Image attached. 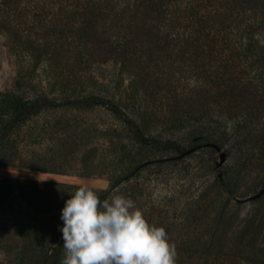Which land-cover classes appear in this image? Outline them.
I'll return each mask as SVG.
<instances>
[{
	"label": "rangeland",
	"instance_id": "obj_1",
	"mask_svg": "<svg viewBox=\"0 0 264 264\" xmlns=\"http://www.w3.org/2000/svg\"><path fill=\"white\" fill-rule=\"evenodd\" d=\"M19 65L13 35L0 29V93L14 89ZM28 76V96L43 93L59 100L92 93L122 102L121 92L131 82L115 64L99 66L77 82H61L57 71L44 66L29 69ZM179 76L175 71L173 80ZM152 77L162 78L163 72ZM141 88L147 89L142 81ZM250 115L229 112L220 130L208 127L204 135L151 120L144 130L148 135L192 150L183 159L142 146L120 118L102 107L52 109L33 118L0 152V264H42L61 241L62 209L77 190L61 185L100 191L124 175L127 181L113 194L132 199L150 223L166 229L176 245V264H264V192L255 197L264 190V100ZM210 143L225 153L221 165V152ZM41 173H47L46 180L37 179ZM10 178L28 182L26 198L16 188L2 190Z\"/></svg>",
	"mask_w": 264,
	"mask_h": 264
},
{
	"label": "trees",
	"instance_id": "obj_2",
	"mask_svg": "<svg viewBox=\"0 0 264 264\" xmlns=\"http://www.w3.org/2000/svg\"><path fill=\"white\" fill-rule=\"evenodd\" d=\"M0 29L13 35L20 64L14 89L0 93V152L18 129L48 110L102 107L120 118L142 146L183 159L189 151L184 145L144 131L151 120L204 135L208 127L220 130L229 112L252 117L264 100V0H0ZM107 64L131 78L122 102L92 93L61 100L27 95L29 69L44 66L57 71L61 82H77ZM159 70L163 77L153 78ZM175 71L180 73L176 81ZM140 81L147 89H137ZM128 177L97 191L101 201ZM27 183L10 178L1 188H16L26 198ZM221 188L229 192L226 182ZM60 239L42 264H59L62 231Z\"/></svg>",
	"mask_w": 264,
	"mask_h": 264
},
{
	"label": "clouds",
	"instance_id": "obj_3",
	"mask_svg": "<svg viewBox=\"0 0 264 264\" xmlns=\"http://www.w3.org/2000/svg\"><path fill=\"white\" fill-rule=\"evenodd\" d=\"M61 219V264H176V245L166 229L150 223L123 194L101 201L96 190L81 185L70 192Z\"/></svg>",
	"mask_w": 264,
	"mask_h": 264
},
{
	"label": "water",
	"instance_id": "obj_4",
	"mask_svg": "<svg viewBox=\"0 0 264 264\" xmlns=\"http://www.w3.org/2000/svg\"><path fill=\"white\" fill-rule=\"evenodd\" d=\"M208 145H210V146L216 148L217 150H219V152H221V147H220L219 145H217V144H215V143H210V144H208ZM191 151H192V150H189V151L187 152V154L190 153ZM224 161H225V153H224V152H221V161H220L219 165H221ZM263 192H264V190H262V192H260V193H259L258 195H256L255 197L260 196Z\"/></svg>",
	"mask_w": 264,
	"mask_h": 264
}]
</instances>
